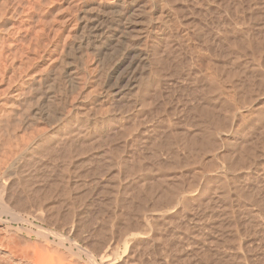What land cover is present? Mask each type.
<instances>
[{
  "label": "rangeland",
  "instance_id": "374dc122",
  "mask_svg": "<svg viewBox=\"0 0 264 264\" xmlns=\"http://www.w3.org/2000/svg\"><path fill=\"white\" fill-rule=\"evenodd\" d=\"M1 181V237L58 264H264V0H0Z\"/></svg>",
  "mask_w": 264,
  "mask_h": 264
},
{
  "label": "bare ground",
  "instance_id": "6f19581e",
  "mask_svg": "<svg viewBox=\"0 0 264 264\" xmlns=\"http://www.w3.org/2000/svg\"><path fill=\"white\" fill-rule=\"evenodd\" d=\"M126 1V0H125ZM135 1V0H134ZM120 3V2H119ZM164 3H166V2H164ZM121 5V4H120ZM118 6V8H115V9H113V14H112V20H113V22H114V24L115 23H118L117 25L118 26H120V24L122 25V27H121V29L118 27V26H116V28L118 27L119 29H120V32H121V34L122 33H124L125 34V38H126V44H130V39H132V41H133V38L134 37H136L137 35L136 34H138V32L137 31H140V29H143L144 30V28H143V26H144V23H145V21L143 22L142 21V14H141V12L139 11V9H140V7L138 6V8L137 7H133V12H132V10L131 11H126L125 10V8L124 7H122V5L124 6V4H122L121 6ZM129 7V6H128ZM169 7H171V6H169ZM144 8V7H143ZM142 8V9H143ZM163 8V7H162ZM151 9V8H150ZM86 10V9H85ZM94 10V9H93ZM92 10V11H93ZM97 10V9H96ZM110 10V9H109ZM106 11V10H105ZM112 11V10H111ZM143 11H144V9H143ZM162 11V10H161ZM87 12V11H86ZM105 13V12H104ZM145 13V12H144ZM87 14V13H86ZM107 14V13H106ZM111 14V13H110ZM166 14V13H165ZM148 15H149V13H148ZM161 15V14H160ZM153 16V15H152ZM167 16V15H166ZM146 17H147V15H146ZM81 18V17H80ZM83 18V17H82ZM86 18V21H85V24H84V28H86V30H88V32H89V34H90V36H92V37H96V39L98 38V37H100L102 34H103V29H104V25L102 24V22L104 21L103 19V17H101L100 15H99V13H97V11L94 13V12H92V13H90L89 15H87V17H85ZM107 18V17H106ZM151 18V17H150ZM157 18V17H156ZM167 18V17H166ZM110 19V18H109ZM163 19V18H162ZM165 19V18H164ZM84 21V20H83ZM106 21V20H105ZM104 21V22H105ZM103 22V23H104ZM106 22H108V21H106ZM105 22V23H106ZM110 22H112V21H110ZM149 22H150V20H149ZM158 22V21H157ZM165 23V22H164ZM170 23V22H169ZM147 24H148V22H147ZM112 25V24H111ZM143 25V26H142ZM149 25V24H148ZM107 26H108V24H107ZM107 26H105L106 28H107ZM147 26V25H146ZM161 26H163V25H161ZM110 27V26H109ZM108 27V28H109ZM115 26H113V28H114ZM145 27V26H144ZM167 27V26H166ZM112 28V27H111ZM159 28V27H158ZM156 29V31L157 30H160V32H164V30H165V27L163 28V27H160L159 29ZM119 29H116V30H119ZM85 30V29H84ZM106 30V29H105ZM111 31V30H110ZM113 31H114V29H113ZM142 31V30H141ZM153 31V30H152ZM155 31V32H156ZM83 32V31H82ZM86 32V31H85ZM87 32V33H88ZM105 32V31H104ZM107 32V31H106ZM137 32V33H136ZM145 32V31H144ZM147 32V31H146ZM159 32V31H158ZM109 34L108 35H110V32H108ZM148 33V32H147ZM86 34V33H85ZM111 34H113V33H111ZM120 34V33H119ZM88 35V34H87ZM86 35V36H87ZM106 35V34H105ZM115 35V34H114ZM141 35V34H140ZM139 35V36H140ZM104 36V35H103ZM103 36H101V37H103ZM113 35H111V37H112ZM119 36V35H118ZM117 35H116V37H117V39L119 38ZM88 37H89V35H88ZM115 37V36H114ZM122 38V37H121ZM120 38V39H121ZM90 39H92V38H90ZM89 39V40H90ZM95 39V38H94ZM95 39V40H96ZM100 39H102V38H100ZM106 39V38H105ZM88 40V41H89ZM119 40V39H118ZM117 40V41H118ZM123 40V39H122ZM128 40H129V42H128ZM92 41V40H91ZM94 41V40H93ZM98 41V40H97ZM131 41V42H132ZM99 42V41H98ZM101 42V41H100ZM107 43V42H106ZM122 43V42H121ZM120 43V44H121ZM117 44V43H116ZM136 44V43H135ZM102 46V45H101ZM126 46V45H125ZM132 47H133V44L131 45ZM96 47V46H95ZM124 47V46H123ZM69 53V52H68ZM170 53V52H169ZM75 55V54H74ZM136 55V54H135ZM71 56V55H70ZM73 56V55H72ZM76 56V55H75ZM133 56V55H132ZM131 56V58H129V62L127 63V67H130L131 69V71L132 72H135V71H137V70H135L136 69V67L138 66V62H137V60H139V59H137L136 60V56L134 57H132ZM139 58V57H138ZM63 59V58H62ZM73 59V58H72ZM149 59V58H148ZM68 61V60H67ZM140 61V60H139ZM64 62V61H63ZM70 62V61H69ZM115 62V61H114ZM68 63V62H67ZM72 63H73V61H72ZM145 63V62H144ZM63 64V63H62ZM69 65H70V63H68ZM76 64V63H75ZM66 65V64H65ZM64 67V66H63ZM62 67V68H63ZM126 67V66H125ZM59 68V67H58ZM72 68V67H71ZM65 69V68H64ZM64 69H62V70H64ZM128 69V68H127ZM61 70V71H62ZM66 70V69H65ZM64 70V71H65ZM125 70H126V68H125ZM61 71H59L60 72V74L62 73ZM63 71V72H64ZM129 71V70H128ZM142 71H143V69H142ZM126 72V71H125ZM55 73V72H54ZM69 73V72H68ZM67 73V74H68ZM71 73V72H70ZM69 73V74H70ZM78 73V72H77ZM140 73H142V72H140ZM140 73H139V75H140ZM69 74H68V76H69ZM125 74V73H124ZM128 74V73H127ZM58 75V74H57ZM56 75V76H57ZM72 75V74H71ZM102 75V74H101ZM134 74H131L128 78H127V80H125V79H123V77L121 76V74H120V76H118V77H116V79H115V81H114V78H113V84L111 85V88H112V93H114V95L115 96H117L118 98H121L122 96L124 97V95H126V94H129L128 93V91L130 92L131 90H133V89H135L136 87H138L137 86V81L134 79V77L135 76H133ZM77 76V75H76ZM141 76V75H140ZM61 77V76H60ZM64 77V76H63ZM104 77V76H103ZM71 78H73L72 76H71ZM74 78H75V76H74ZM77 78H79V77H77ZM150 78V77H149ZM62 80H63V78H61ZM60 79V80H61ZM65 79H66V77H65ZM213 79V78H212ZM211 79V80H212ZM61 80V81H62ZM71 80V79H70ZM80 80V79H79ZM214 80H216V78L214 79ZM54 81V80H53ZM55 81H56V79H55ZM54 81V82H55ZM65 82V81H64ZM63 82V83H64ZM211 83H214V82H211ZM216 83V82H215ZM96 85V84H95ZM215 85V84H214ZM217 85V84H216ZM48 86H49V88H50V85L48 84ZM211 86V85H210ZM209 86V87H210ZM52 87V86H51ZM61 87V86H60ZM71 87V86H70ZM141 87V86H140ZM213 87V86H212ZM212 87H211V90H212ZM215 88H217L216 86H215ZM48 89V88H47ZM139 89V88H138ZM62 90V89H61ZM216 90V89H215ZM138 91V90H137ZM213 91V90H212ZM211 91V92H212ZM54 92V91H53ZM110 92H111V90H110ZM131 93V92H130ZM137 93V92H136ZM214 93H215V91H214ZM52 95V94H51ZM132 95H133V92H132ZM214 95V94H213ZM58 96V95H57ZM131 96V95H130ZM137 96V95H136ZM41 97V96H40ZM63 97V96H62ZM133 97V96H132ZM50 98V97H49ZM63 98H65V97H63ZM117 98V99H118ZM127 98V97H126ZM134 98V97H133ZM83 99V98H82ZM81 100V99H80ZM143 101V100H142ZM47 102V101H46ZM55 103V102H54ZM125 103V102H124ZM133 103V102H132ZM145 103V106L147 105V104H149V102L147 103V98H145L144 99V102H142V105ZM231 103V102H230ZM58 104V103H57ZM56 104V105H57ZM128 104V103H127ZM130 104V103H129ZM59 105V104H58ZM64 105V104H63ZM228 105H229V103H228ZM144 106V105H143ZM230 107V106H229ZM228 107V108H229ZM238 107V106H237ZM124 108V107H123ZM144 108V107H143ZM148 108V107H147ZM227 108V109H228ZM51 109V108H50ZM231 109V108H230ZM59 110V109H58ZM131 110V109H130ZM108 111V110H107ZM235 111V110H234ZM241 111V110H240ZM246 111V110H245ZM90 112V111H89ZM116 112V111H115ZM131 112V111H130ZM137 113V112H136ZM230 113H231V111H230ZM234 113V112H233ZM232 113V114H233ZM240 113V112H239ZM238 113V114H239ZM243 113V112H242ZM53 114V113H52ZM124 114V113H123ZM231 114V115H232ZM50 115V114H49ZM98 115V114H97ZM60 117H61V115H60ZM240 117V116H239ZM107 119V118H106ZM105 119V120H106ZM235 119V118H234ZM239 119V118H238ZM118 121V120H117ZM201 121V120H200ZM121 122V121H120ZM141 122V121H140ZM199 122V121H198ZM198 122H196V123H198ZM116 123V122H115ZM199 124V123H198ZM201 124V123H200ZM76 125V124H75ZM206 125V124H205ZM209 125V124H208ZM217 125V124H216ZM98 126V125H97ZM95 127V126H94ZM123 127V126H122ZM203 127V126H202ZM209 127V126H208ZM207 127V128H208ZM101 128V127H100ZM82 129V128H81ZM102 130V129H101ZM125 130V129H124ZM208 130H210L211 131V129L209 128ZM207 130V131H208ZM213 130L214 129H212V132L211 133H213ZM105 131V130H104ZM206 131V132H207ZM116 132V131H115ZM209 132V131H208ZM211 133H209V134H211ZM98 134V133H97ZM213 135V134H212ZM212 135H211V138H212ZM215 137H216V135H215ZM214 137V138H215ZM221 137V136H220ZM224 140V139H223ZM218 141V140H217ZM96 142V141H95ZM217 143V142H216ZM101 145V144H100ZM212 145V144H211ZM30 151V150H29ZM30 155V154H29ZM24 156V155H23ZM27 157V156H26ZM92 157V156H91ZM0 183H2V181L0 182ZM3 187V186H2ZM2 189V188H1ZM4 189V188H3ZM181 200V199H180ZM9 206H10V204H9ZM9 206H8V204H6L5 203V201H4V192L2 191V190H0V209H2L1 211H6V210H8V208H9ZM13 208V207H12ZM10 209V208H9ZM9 211V210H8ZM7 211V212H8ZM10 211H12V209L10 210ZM9 211V212H10ZM6 212V213H7ZM10 213H12V212H10ZM14 213V212H13ZM32 213V212H31ZM19 214V213H18ZM14 215V214H13ZM23 219V218H22ZM0 220H2L1 218H0ZM31 222V221H30ZM8 226V225H7ZM9 227V226H8ZM11 227V226H10ZM24 229V228H23ZM15 230V229H14ZM10 231V229L8 230V232ZM30 231V230H29ZM43 230H41V232H42ZM48 231V230H47ZM6 232V231H5ZM13 232V231H12ZM55 232V231H54ZM19 233V232H18ZM17 233V234H18ZM2 234V233H1ZM14 234V233H13ZM12 234V235H13ZM16 234V235H17ZM44 234H45V232H44ZM4 236V235H3ZM1 237V235H0V248H6L7 250H8V252H9V256H8V261L7 262H2L1 260H0V264H49L50 263V261H51V263L52 262H54V263H56V264H58V259L59 258H61V257H59V258H57L56 256V258H57V262H55V260H53V258L52 259H50L48 256H47V252H45V254L43 255V250H41V251H39V252H41V254H40V257H39V254H38V250H37V252H32L33 254L34 253H36V255H37V257L36 256H32L33 254L29 251H27L29 248H25V247H22L23 246V243H22V246L20 245V242L22 241V240H20V242L18 241L19 240V238L17 239L16 237V239L15 240H13V238H11V237ZM11 236V235H10ZM61 237V236H60ZM23 238V237H22ZM62 238V237H61ZM66 238V237H65ZM26 239V238H25ZM59 239V238H58ZM64 239V238H63ZM62 239V240H63ZM61 240V241H62ZM37 241V240H36ZM35 241V242H36ZM16 242H18V243H16ZM23 242V241H22ZM31 242V241H30ZM57 243V242H56ZM42 244V243H41ZM29 245V244H28ZM31 245H32V243H31ZM36 245V244H35ZM43 245V244H42ZM48 245H50V244H48ZM47 245V246H48ZM33 246V245H32ZM45 246V245H44ZM36 248H37V246H36ZM39 248H40V246H39ZM43 247H41V249H42ZM27 249V250H26ZM34 249V248H33ZM48 249V248H47ZM86 249V248H85ZM40 250V249H39ZM45 250V249H44ZM49 250H51V249H49ZM69 250V249H68ZM52 251V250H51ZM80 251H82V250H80ZM83 251H85V250H83ZM82 251V252H83ZM53 252V251H52ZM49 253V252H48ZM54 253V252H53ZM86 253V255L88 256V255H90V257H91V259L94 261V255H92L91 254V252H89L88 254H87V252H85ZM31 254V255H30ZM62 254V253H61ZM74 254V253H73ZM5 255V254H4ZM54 255V254H53ZM56 255V254H55ZM75 255V254H74ZM106 255V254H105ZM57 256H58V254H57ZM63 256V255H62ZM67 256V255H66ZM65 256V257H66ZM70 257L69 258H71V254L69 255ZM77 256H78V254H77ZM104 256V255H103ZM103 256H101V257H103ZM107 256V255H106ZM108 256H110V255H108ZM36 257V258H35ZM46 257V258H45ZM48 257V258H47ZM75 257V256H74ZM0 258H1V256H0ZM4 258V257H3ZM7 258V257H6ZM77 258H80L79 256L78 257H76V259ZM104 258V257H103ZM2 259V258H1ZM41 259V260H40ZM43 259H47L49 262L47 263V261L45 262ZM55 259V258H54ZM66 259V258H65ZM75 259V258H74ZM104 259H106V257L104 258ZM103 259V260H104ZM113 259V258H112ZM42 260L44 261L43 263H42ZM60 260V259H59ZM61 260L62 261H59V262H63V260L64 259H62L61 258ZM69 260V259H68ZM72 260H73V257H72ZM77 260H79V259H77ZM90 260V259H89ZM5 261V260H4ZM75 261V260H74ZM83 261V260H82ZM69 262V261H68ZM78 262V261H77ZM96 262V261H95ZM67 262H65V264H66ZM74 263V262H73ZM76 263V262H75ZM80 263V262H79ZM84 263V262H83ZM94 263V262H93ZM109 263V262H108ZM60 264H62V263H60ZM96 264V263H95Z\"/></svg>",
  "mask_w": 264,
  "mask_h": 264
}]
</instances>
